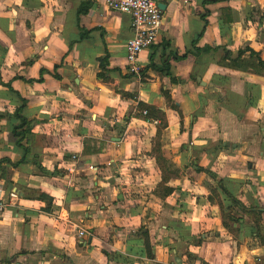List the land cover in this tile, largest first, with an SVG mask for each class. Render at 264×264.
<instances>
[{
    "label": "crops",
    "instance_id": "1",
    "mask_svg": "<svg viewBox=\"0 0 264 264\" xmlns=\"http://www.w3.org/2000/svg\"><path fill=\"white\" fill-rule=\"evenodd\" d=\"M154 1L137 77L105 0H0V264H264V0Z\"/></svg>",
    "mask_w": 264,
    "mask_h": 264
},
{
    "label": "built area",
    "instance_id": "2",
    "mask_svg": "<svg viewBox=\"0 0 264 264\" xmlns=\"http://www.w3.org/2000/svg\"><path fill=\"white\" fill-rule=\"evenodd\" d=\"M105 2L109 8L131 17L132 32L125 45L126 70L129 74L140 77L141 67L136 60L144 49L154 44L162 24V11L154 0H105ZM141 113L147 115L145 109L141 110ZM90 168L94 169L92 165ZM10 197H17V194L11 192ZM3 209L4 203L0 200V211ZM83 235L84 232L80 231L79 236Z\"/></svg>",
    "mask_w": 264,
    "mask_h": 264
},
{
    "label": "trees",
    "instance_id": "3",
    "mask_svg": "<svg viewBox=\"0 0 264 264\" xmlns=\"http://www.w3.org/2000/svg\"><path fill=\"white\" fill-rule=\"evenodd\" d=\"M240 54L238 55V57H236L234 59V61L231 64H229V66L234 67L236 69H241V70H244V71H246L248 69H253V70H256V71H260L261 69L264 68V60L258 59L257 63L247 62V61H243V60L240 59ZM151 65L153 66V64H151ZM153 67H155V66H153ZM155 68L161 69V68H158V67H155ZM40 80H41V78H40ZM7 86H8V88L10 90H12V88H11V86L9 84H7ZM21 101H22L21 106H19V107H17L15 109L14 115H15L16 119L18 120V123L13 126L12 134L16 138V144L18 146L22 147V149L24 151V154H23L22 158L18 162H15V163H12L8 159H1L0 160L1 176L4 177V178L6 177V168L3 166V162L8 161L9 163H11L12 166L15 167V166L19 165L20 163H23V162H25L27 160L26 156L28 154V148L22 144V140L26 137V135L28 133L31 132L32 127H31L30 120H28L27 118H25L21 114L22 109H23L24 104H25L23 99H21ZM149 114H150V112L147 111V115H149ZM0 119H1V116H0ZM219 187L224 191V193L226 195L230 196V193L223 186H221V184H219ZM208 199L212 200V196H209ZM222 217L223 218L227 217L231 221H232V219L234 220L233 216H231L228 212L227 213H225V212L223 213L222 212ZM147 245H148V242H146V246Z\"/></svg>",
    "mask_w": 264,
    "mask_h": 264
},
{
    "label": "rangeland",
    "instance_id": "4",
    "mask_svg": "<svg viewBox=\"0 0 264 264\" xmlns=\"http://www.w3.org/2000/svg\"><path fill=\"white\" fill-rule=\"evenodd\" d=\"M214 197H215V194L213 193L212 200H211L213 203H215V199H214ZM173 226H174V228H177V225H173ZM195 229H196V227H194V228L191 229V230H190V228H188V232L190 233V231L195 230ZM182 234H183V233H182Z\"/></svg>",
    "mask_w": 264,
    "mask_h": 264
},
{
    "label": "water",
    "instance_id": "5",
    "mask_svg": "<svg viewBox=\"0 0 264 264\" xmlns=\"http://www.w3.org/2000/svg\"><path fill=\"white\" fill-rule=\"evenodd\" d=\"M158 7L161 9V8H164L163 4H158ZM90 241V238L88 239V242Z\"/></svg>",
    "mask_w": 264,
    "mask_h": 264
}]
</instances>
